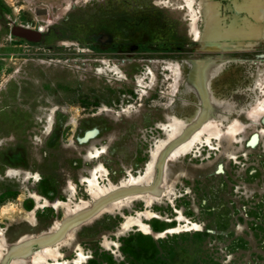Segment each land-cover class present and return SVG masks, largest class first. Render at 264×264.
Masks as SVG:
<instances>
[{"label":"rangeland","instance_id":"1","mask_svg":"<svg viewBox=\"0 0 264 264\" xmlns=\"http://www.w3.org/2000/svg\"><path fill=\"white\" fill-rule=\"evenodd\" d=\"M188 1L191 11L185 0H0L5 264H31V253L57 244L67 264L79 253L83 264H264V113L249 112L264 107V0H236L248 23L220 39L222 0ZM15 26L42 30L26 38ZM177 123L201 142L177 158L186 138L169 142L152 159ZM151 162L147 186L119 187ZM90 178L116 189L45 233L63 219L56 201H91ZM129 197L120 211L100 212ZM145 212L151 233L122 226Z\"/></svg>","mask_w":264,"mask_h":264},{"label":"bare ground","instance_id":"2","mask_svg":"<svg viewBox=\"0 0 264 264\" xmlns=\"http://www.w3.org/2000/svg\"><path fill=\"white\" fill-rule=\"evenodd\" d=\"M185 1H186V5H185L186 8L189 10L193 9L192 3L188 0H185ZM247 2H248V0H247ZM237 3H239V2L236 0H231L229 4H230L231 10L234 11L238 15V13H239L238 11H241V9L244 10L245 7H244V5L240 6ZM228 9H229L228 4L226 5L224 0H222L221 5L219 7V13H220L221 20H222L221 21L222 23L219 26V39L224 37L223 36L224 33L230 34V35L239 34V33L242 34V29L240 28V25L241 24L246 25L248 23V21L243 22L242 20L238 19V18H240V15L234 17L235 18L234 20L229 19L228 16L226 15V13L228 12ZM249 112L253 118H256L257 115L264 113V107L257 106L256 108L252 109V111H249ZM44 123H45V126L43 129V135L46 133V128H47L46 124L48 123V121L45 119ZM213 128H215V127H211V129H213ZM243 128L244 127L241 124H230L229 125V130L232 133H236V134L241 132ZM211 129L209 130V133H210L209 136H211V137L213 136L215 139H217V137H219V129L214 130V131H212ZM186 130H187L186 123H177L175 125L174 124L171 125L169 130H168L166 141H161L160 143H158L156 145L155 149L152 151L151 158L156 159L159 157V155H162L161 153H162L163 149L165 148V146L169 142H175L178 140H182L183 138H186V139H184L185 142L181 143L180 145H178V147L175 148L174 156L176 158L182 154L189 152L193 143H200L201 142V139L199 136H196L191 141H187V136H185ZM209 140H210L209 137H207L206 143H210ZM192 150H193V148H192ZM98 157H99L98 153H96L95 155L92 156V158H98ZM152 166H153L152 162L149 164L147 163L146 170L143 174H140L136 177H130L129 179L124 180V182L120 183V186L119 185L118 186L121 188L126 187V186L127 187L128 186H134V187H139V188L147 186L148 183L153 178ZM86 182L88 183V195L90 196L91 201L90 202H84L81 205H75V206H73L70 202L56 201V203L52 205V208H54L56 210L62 209L64 212L63 219L61 221L57 222L52 228L48 229L45 233H50V232H53L54 230L56 231L57 226L64 220L72 221V220L76 219L78 216H81L82 214H84L87 211V210L86 211H83V210L87 209L92 202L94 203V202H97L99 200L106 198L111 193V191L116 189V186H110V185H109V187H100L98 185L97 181L94 179H91V178L88 179ZM30 198L35 200L38 203L37 206L39 208L49 206L47 201H44L43 204L39 203L40 198L36 194H31ZM132 199H133V197H129L125 200L118 201L116 203L114 202L112 204L106 205L100 210V212L101 213H104V212L109 213V212H113L115 210L120 211L123 207L129 206L130 201ZM144 200L146 203V207H149L150 204L152 203V199L151 198H145ZM97 214L94 216H91L89 214L83 220L78 221L76 223H73L71 228L66 233V236L64 237V239L72 238L73 232L80 225L88 222L91 218L97 216ZM68 218H70V219H68ZM151 218H152V216H150V214L147 212L137 213L136 216L126 217L122 226L123 227H137L139 229V232H141L143 234H149V233H151L150 229L143 222V219L149 220ZM194 228L197 229V226H195ZM174 232H177V231H175L174 228H168L167 229V233H174ZM50 234H52V233H50ZM28 239H29L28 236L21 237L20 239H18L17 245L24 244ZM7 249H8L7 244L2 243V241L0 239V264L6 263L5 262V256H6L5 252L7 251ZM60 254L61 253L58 251V244L55 245V247L54 246H52V247L51 246H43L40 250H37V251L30 254V261H31V264H67L65 262L59 261L58 257ZM84 262H85L84 255L82 253H79L77 255V257L73 259L72 264H83ZM11 264H22V263H21V260L19 258H14V259H12Z\"/></svg>","mask_w":264,"mask_h":264},{"label":"water","instance_id":"3","mask_svg":"<svg viewBox=\"0 0 264 264\" xmlns=\"http://www.w3.org/2000/svg\"><path fill=\"white\" fill-rule=\"evenodd\" d=\"M40 30H42V27H38L37 30H31L26 26H15L11 29V32L26 38H37Z\"/></svg>","mask_w":264,"mask_h":264}]
</instances>
